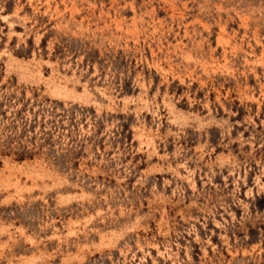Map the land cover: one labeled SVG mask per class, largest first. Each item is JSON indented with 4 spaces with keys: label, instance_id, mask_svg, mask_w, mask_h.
<instances>
[{
    "label": "rangeland",
    "instance_id": "rangeland-1",
    "mask_svg": "<svg viewBox=\"0 0 264 264\" xmlns=\"http://www.w3.org/2000/svg\"><path fill=\"white\" fill-rule=\"evenodd\" d=\"M0 264H264V0H0Z\"/></svg>",
    "mask_w": 264,
    "mask_h": 264
}]
</instances>
